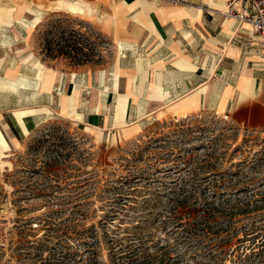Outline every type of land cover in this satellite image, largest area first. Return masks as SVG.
I'll list each match as a JSON object with an SVG mask.
<instances>
[{"label": "rangeland", "instance_id": "rangeland-1", "mask_svg": "<svg viewBox=\"0 0 264 264\" xmlns=\"http://www.w3.org/2000/svg\"><path fill=\"white\" fill-rule=\"evenodd\" d=\"M56 4L35 57L110 65L115 47L93 15ZM65 243L90 264H264V130L212 113L153 121L117 143L66 120L41 126L0 153V264H58Z\"/></svg>", "mask_w": 264, "mask_h": 264}, {"label": "crops", "instance_id": "crops-1", "mask_svg": "<svg viewBox=\"0 0 264 264\" xmlns=\"http://www.w3.org/2000/svg\"><path fill=\"white\" fill-rule=\"evenodd\" d=\"M85 1L92 7L74 12L78 2L0 0V153L22 148L57 120L112 143L141 135L153 121L203 113L264 130V49L249 24L223 15L231 0ZM55 4L93 15L115 47L110 65L59 67L35 57L34 34Z\"/></svg>", "mask_w": 264, "mask_h": 264}, {"label": "built area", "instance_id": "built-area-1", "mask_svg": "<svg viewBox=\"0 0 264 264\" xmlns=\"http://www.w3.org/2000/svg\"><path fill=\"white\" fill-rule=\"evenodd\" d=\"M174 5L185 4V0H164ZM226 18L232 19L239 24H249L258 41V46L264 49V0H231V4L223 12ZM255 42L249 40L246 47L252 48Z\"/></svg>", "mask_w": 264, "mask_h": 264}, {"label": "trees", "instance_id": "trees-1", "mask_svg": "<svg viewBox=\"0 0 264 264\" xmlns=\"http://www.w3.org/2000/svg\"><path fill=\"white\" fill-rule=\"evenodd\" d=\"M66 35L63 34V38ZM64 42L66 43L64 48H67L70 50H77V46L80 45V43L78 41H73L71 39H65ZM70 243V242H69ZM69 243H65V245L63 246V251L61 252V256L60 259H58V264H90L91 262L88 261H84L82 260L81 254L80 252H78L76 249H74ZM127 258V257H126ZM127 261L125 263L122 264H126ZM128 264H136V262H130Z\"/></svg>", "mask_w": 264, "mask_h": 264}]
</instances>
